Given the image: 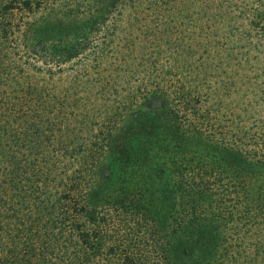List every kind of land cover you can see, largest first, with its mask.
Segmentation results:
<instances>
[{"label":"trees","instance_id":"trees-1","mask_svg":"<svg viewBox=\"0 0 264 264\" xmlns=\"http://www.w3.org/2000/svg\"><path fill=\"white\" fill-rule=\"evenodd\" d=\"M6 51L0 264H264V0H0Z\"/></svg>","mask_w":264,"mask_h":264},{"label":"rangeland","instance_id":"rangeland-1","mask_svg":"<svg viewBox=\"0 0 264 264\" xmlns=\"http://www.w3.org/2000/svg\"><path fill=\"white\" fill-rule=\"evenodd\" d=\"M5 55L2 57V54H0V64H3V63H6V64H9V63H13V62H17L18 61V59H14V57L13 56H11V54L8 52V51H6L5 53H4ZM9 56V57H6V56ZM2 58V59H1ZM15 64V63H14ZM14 64H13V66H12V68L14 67ZM17 66V65H16ZM11 68V69H12ZM10 69V70H11ZM0 73H3L1 70H0ZM9 78V77H8ZM7 79V76L5 75V73L2 75V74H0V86H4L3 84H5V82L7 83V81H5ZM8 85H6V86H10L11 85V82H8L7 83ZM158 197V196H157Z\"/></svg>","mask_w":264,"mask_h":264}]
</instances>
